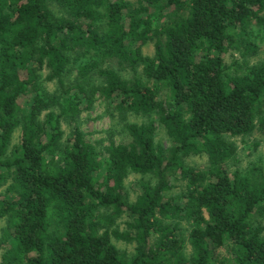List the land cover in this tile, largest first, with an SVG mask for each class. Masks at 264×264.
I'll list each match as a JSON object with an SVG mask.
<instances>
[{"label": "trees", "instance_id": "1", "mask_svg": "<svg viewBox=\"0 0 264 264\" xmlns=\"http://www.w3.org/2000/svg\"><path fill=\"white\" fill-rule=\"evenodd\" d=\"M49 1L0 0L1 264H218L226 249L234 264H264V171L228 168L229 139L264 129V61L241 72L225 61L257 53L248 28L264 25V0ZM166 11L175 20L153 28ZM150 41L154 54L144 56ZM111 58L147 82L102 67ZM96 96L156 116L170 149L157 146L151 121L127 125L129 144L99 152L78 126ZM192 157L206 166H187ZM130 174L150 177L134 203ZM174 181L183 190L173 197ZM124 216L126 230L114 228Z\"/></svg>", "mask_w": 264, "mask_h": 264}, {"label": "rangeland", "instance_id": "2", "mask_svg": "<svg viewBox=\"0 0 264 264\" xmlns=\"http://www.w3.org/2000/svg\"><path fill=\"white\" fill-rule=\"evenodd\" d=\"M49 1V0H48ZM136 4V0H125ZM48 6L53 14L57 17L63 16L60 9L51 1ZM169 11H166L162 15H156L152 18L153 28L161 27L174 19V16L170 15ZM175 20V19H174ZM248 40L257 47V53L250 56H243L239 52L229 53L225 56L226 64L232 67V72H241L239 67L242 68L245 62L250 66H256L264 61V25L253 24L248 28ZM144 56H153L154 54V43L152 41L146 43L142 48ZM102 67L109 68L118 73V75L126 80L140 79L142 82H147L146 77L143 75L141 68L136 70L131 69L126 64L122 63L118 58L106 59L102 63ZM74 74H70L68 78ZM43 80L47 75V72H42ZM72 77V78H73ZM71 78V79H72ZM45 88L52 94L58 90L56 82H48L45 80ZM159 99L166 106L168 104V93L162 91L159 94ZM156 123V144L161 147L164 151H168L171 147V142L167 136L165 129L158 123L156 116H143L136 115L133 113H122L116 108L111 106L106 100L100 96L95 97L94 105L88 111L82 113L78 119V126L84 136V138L95 145L99 152H105L106 148L111 145H122L129 144L131 139L126 132V127L129 124H147L149 122ZM63 129L66 135L70 133V126L65 123ZM20 131L16 132L13 137L12 144L15 145L19 142ZM236 148V156L234 160L228 163L229 170L233 173L240 171L246 173L249 171L257 170L258 172L264 171V129L258 127L256 131L247 136L233 137L229 139ZM106 158L107 155H104ZM186 165L195 168L203 169L207 164L205 157H192L185 161ZM150 181V177H145L139 174H130L125 180V188L129 194L131 203H134L137 197L141 193L140 185L144 182ZM175 186L171 192V196H176L183 190V184L179 181H174ZM4 191V188L0 189V194ZM129 221L127 216L121 218L115 225L121 230H126V222ZM7 227L6 220H0V264L2 261V255L4 252V245L1 246L4 230ZM189 225L186 222L181 224V230L183 237L186 241L187 255L192 254V247L189 241ZM114 244L117 248L129 258L134 251L133 244H127L122 241L113 239ZM229 249L222 251V257L220 260H224L218 264H234L232 260L231 252Z\"/></svg>", "mask_w": 264, "mask_h": 264}]
</instances>
